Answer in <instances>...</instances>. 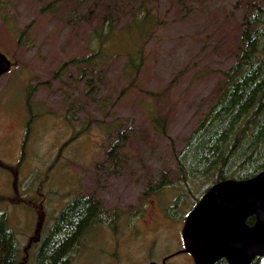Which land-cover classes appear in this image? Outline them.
Listing matches in <instances>:
<instances>
[{"label":"rangeland","instance_id":"obj_1","mask_svg":"<svg viewBox=\"0 0 264 264\" xmlns=\"http://www.w3.org/2000/svg\"><path fill=\"white\" fill-rule=\"evenodd\" d=\"M80 1L0 0V51L11 62L0 76V211L20 263L38 264L55 218L88 195L109 214L68 252L69 264H148L183 247L185 216L211 184L189 185L176 155L236 60L243 0H147L161 24L141 68L128 67L119 42L99 72L65 64L89 52L96 26L94 0ZM174 259L196 264L188 252Z\"/></svg>","mask_w":264,"mask_h":264},{"label":"trees","instance_id":"obj_2","mask_svg":"<svg viewBox=\"0 0 264 264\" xmlns=\"http://www.w3.org/2000/svg\"><path fill=\"white\" fill-rule=\"evenodd\" d=\"M127 1L92 2L87 16L96 21V26L89 52L71 57L66 65L99 72L115 56L113 47L121 42L128 67L133 71L141 68L144 42L161 22L147 0L120 4ZM236 8L239 10L236 60L221 71L222 77L209 108L187 138L186 146L176 155L181 176L188 178L189 185L197 180L211 179V184L201 194L219 181L248 179L264 170V0H243ZM19 39V43L24 44L23 38ZM66 69V66L59 67L55 72L57 79ZM87 83L95 87L92 80ZM29 93L27 99L31 106L32 88ZM74 104L75 101L70 102L69 107L73 109ZM159 123H162L161 118H155L154 127ZM90 206L86 196L75 197L67 204L55 218L38 254V264L70 263L68 252L96 219L97 214ZM254 219L251 216L247 221L253 224ZM0 264H22L15 234L1 211Z\"/></svg>","mask_w":264,"mask_h":264},{"label":"water","instance_id":"obj_3","mask_svg":"<svg viewBox=\"0 0 264 264\" xmlns=\"http://www.w3.org/2000/svg\"><path fill=\"white\" fill-rule=\"evenodd\" d=\"M11 62L0 51V76ZM254 216L253 224L247 222ZM197 264L225 258L229 264H264V170L248 179H225L212 185L188 213L183 231Z\"/></svg>","mask_w":264,"mask_h":264},{"label":"flooded vegetation","instance_id":"obj_4","mask_svg":"<svg viewBox=\"0 0 264 264\" xmlns=\"http://www.w3.org/2000/svg\"><path fill=\"white\" fill-rule=\"evenodd\" d=\"M203 196V195H202ZM87 198H88V201L90 202V204L91 205H93L94 206V212H95V214H97V216H96V219L94 220V221H92V223L90 224V226L89 227H91L92 225H94L95 223H99V221H100V218H101V214L102 213H106V214H109V213H107L106 212V210L104 209L103 210V206L100 204V203H98L97 202V204H93L92 203V200H91V197L90 196H86ZM200 200V199H199ZM198 200V201H199ZM197 201V202H198ZM195 206V205H194ZM193 206V207H194ZM91 207V206H90ZM192 210V209H191ZM190 210V211H191ZM189 211V212H190ZM188 212V213H189ZM188 213H187V215L185 216V219H184V217L182 218V219H184V224H185V221H186V218H187V216H188ZM166 214V213H165ZM167 216V215H166ZM171 218V217H170ZM255 218V217H254ZM171 219H173V218H171ZM256 219V218H255ZM255 219H254V221H255ZM248 222V221H247ZM254 223V222H253ZM183 227H184V225H183ZM88 230V229H87ZM86 230V231H87ZM86 231H85V233H86ZM182 231H183V228H182ZM84 233V234H85ZM84 234H83V236H84ZM181 236H182V241H183V247L182 248H179V249H177V250H174V251H172V252H170V253H168V254H166L161 260H152V261H150L148 264H177V262H178V260H180V259H174V261H175V263H173V262H171L170 261V259H171V257L173 256V255H175V254H177L178 252H188V251H186V246H185V242H184V239H183V235H182V233H181ZM83 238V237H82ZM81 238V239H82ZM76 245V244H75ZM74 245V246H75ZM189 253V252H188ZM190 254V253H189ZM191 255V254H190ZM193 256L191 255V258H192ZM173 260V259H172ZM193 260H194V258H193ZM260 260H261V258L260 257H256V258H254L252 261H251V263L250 264H260ZM195 261V260H194ZM196 263V262H195ZM197 264V263H196ZM213 264H229V262L225 259V258H221V259H219V260H217L215 263H213Z\"/></svg>","mask_w":264,"mask_h":264}]
</instances>
